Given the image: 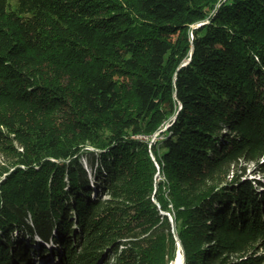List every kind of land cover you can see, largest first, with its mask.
Here are the masks:
<instances>
[{
	"label": "trees",
	"instance_id": "1",
	"mask_svg": "<svg viewBox=\"0 0 264 264\" xmlns=\"http://www.w3.org/2000/svg\"><path fill=\"white\" fill-rule=\"evenodd\" d=\"M0 155V264H264V0H0Z\"/></svg>",
	"mask_w": 264,
	"mask_h": 264
},
{
	"label": "rangeland",
	"instance_id": "2",
	"mask_svg": "<svg viewBox=\"0 0 264 264\" xmlns=\"http://www.w3.org/2000/svg\"><path fill=\"white\" fill-rule=\"evenodd\" d=\"M9 1L13 6L16 5V0H9ZM198 25H200V24H196L193 27H196ZM166 128H167V126L162 128V131H165ZM160 135H161L160 131L157 132L156 134H154L151 137V142L155 141V140H159ZM145 139H148V138H145ZM5 159H6V157H3L2 155H0V165H4V164L9 163V161L5 160ZM263 165H264V156L260 157V159L258 161H254V162H248L247 163V162L241 161L237 170H236V173L240 176L241 182L248 181L256 187H258L260 185L259 182H261L263 184V186L262 185H261V187L259 186L260 188H258V191L262 193V192H264V170H263L264 168H263ZM5 175H6L5 173L0 171L1 180L5 178ZM159 179H161V175L159 174V170H158V172L156 174V180L158 181ZM163 214H167L169 221L171 222V225H172L171 231L174 234V237L176 239L177 251H178L179 239H178L176 231H175L174 219L170 213L163 212ZM263 248H264V242L259 241L256 244L255 251H258V254H261ZM122 249H123V247H120V250H122ZM176 255H177V252H176ZM176 255L172 260L167 261V264H171L175 260ZM236 258H238V255H231V259L235 260Z\"/></svg>",
	"mask_w": 264,
	"mask_h": 264
},
{
	"label": "water",
	"instance_id": "3",
	"mask_svg": "<svg viewBox=\"0 0 264 264\" xmlns=\"http://www.w3.org/2000/svg\"><path fill=\"white\" fill-rule=\"evenodd\" d=\"M179 254H181V257H182V263L185 264L184 263V261H185L184 260V252H183V248H182L180 241L178 242V251H177L176 259L171 264H173V263L175 264L177 262V256Z\"/></svg>",
	"mask_w": 264,
	"mask_h": 264
},
{
	"label": "bare ground",
	"instance_id": "4",
	"mask_svg": "<svg viewBox=\"0 0 264 264\" xmlns=\"http://www.w3.org/2000/svg\"><path fill=\"white\" fill-rule=\"evenodd\" d=\"M176 259V258H175ZM174 264V263H173ZM175 264H183L181 254L177 256V262Z\"/></svg>",
	"mask_w": 264,
	"mask_h": 264
}]
</instances>
